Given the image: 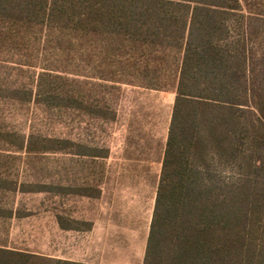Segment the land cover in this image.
<instances>
[{"label": "trees", "instance_id": "obj_1", "mask_svg": "<svg viewBox=\"0 0 264 264\" xmlns=\"http://www.w3.org/2000/svg\"><path fill=\"white\" fill-rule=\"evenodd\" d=\"M254 1L0 0V51L48 63L24 102L106 119L70 77L175 94L142 264H264V0ZM25 150L104 157L53 137L30 136ZM0 264L80 263L0 248Z\"/></svg>", "mask_w": 264, "mask_h": 264}, {"label": "rangeland", "instance_id": "obj_2", "mask_svg": "<svg viewBox=\"0 0 264 264\" xmlns=\"http://www.w3.org/2000/svg\"><path fill=\"white\" fill-rule=\"evenodd\" d=\"M21 60L0 51V248L80 264H141L175 94L70 77L71 92L104 107L106 119L95 118L24 102L48 63ZM11 88L21 91L18 100ZM30 136L71 140L104 157L29 153Z\"/></svg>", "mask_w": 264, "mask_h": 264}, {"label": "crops", "instance_id": "obj_3", "mask_svg": "<svg viewBox=\"0 0 264 264\" xmlns=\"http://www.w3.org/2000/svg\"><path fill=\"white\" fill-rule=\"evenodd\" d=\"M146 244H147V240H146ZM145 250H146V245H145ZM144 255H145V251H144V254H143V259H144ZM143 259H142V263H143Z\"/></svg>", "mask_w": 264, "mask_h": 264}]
</instances>
